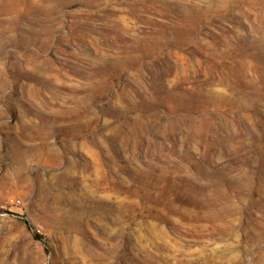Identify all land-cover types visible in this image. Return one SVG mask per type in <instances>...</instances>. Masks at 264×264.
Masks as SVG:
<instances>
[{"label":"rangeland","instance_id":"rangeland-1","mask_svg":"<svg viewBox=\"0 0 264 264\" xmlns=\"http://www.w3.org/2000/svg\"><path fill=\"white\" fill-rule=\"evenodd\" d=\"M0 264H264V0H0Z\"/></svg>","mask_w":264,"mask_h":264}]
</instances>
